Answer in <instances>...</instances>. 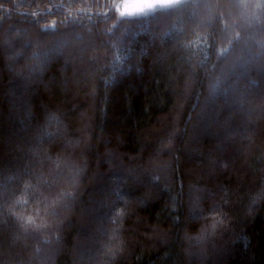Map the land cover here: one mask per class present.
Instances as JSON below:
<instances>
[{
    "label": "trees",
    "instance_id": "trees-1",
    "mask_svg": "<svg viewBox=\"0 0 264 264\" xmlns=\"http://www.w3.org/2000/svg\"><path fill=\"white\" fill-rule=\"evenodd\" d=\"M120 1L0 0V264H200L211 230L219 264H264V7Z\"/></svg>",
    "mask_w": 264,
    "mask_h": 264
},
{
    "label": "rangeland",
    "instance_id": "rangeland-1",
    "mask_svg": "<svg viewBox=\"0 0 264 264\" xmlns=\"http://www.w3.org/2000/svg\"><path fill=\"white\" fill-rule=\"evenodd\" d=\"M179 1H181V0H166L165 3H154L152 7L144 8L143 10H138V9H140L145 3L149 2V0H121L118 5H119V11L122 15L134 16V15H139V14H144V13L150 12V11L157 9V8L171 6V5H173ZM5 42H6V40H5ZM59 45H60V43L58 44V46ZM62 45H63L62 46L63 48H66L68 45L74 47L75 44H73V43L70 44V42L67 41V42H63ZM48 53H50V51ZM42 54L45 55V53H42ZM17 57L15 56L14 59H16ZM10 60H12V58H10ZM9 71H12V69L9 68ZM39 73L40 72L32 73L31 71H27L26 73H23V74L17 73L16 76L19 77L22 80V82H24L23 83L24 85H29L30 83H32V80H34V79L30 80L32 75L39 74ZM21 75H23V76H21ZM174 119H175V122H177L178 119L177 118H174ZM223 126H226V122H223V125L221 127L224 128ZM219 131L221 134H222V132H224L223 129H220ZM54 134H55V130L52 132L51 137H53ZM175 134L176 133H174V134L173 133H171V134L166 133L165 138L161 142H159L157 150L153 153L155 157L153 156L154 157V158L152 157L153 159L151 158L150 160H148L143 165V166H149L148 168L144 167L145 170L150 169V166H158V168L161 167V169L166 172L169 165H168L167 160H164L165 155L162 156V154H160V153L166 152V151L168 152L169 149L172 148L173 137L175 136ZM221 134H220L219 139H226L227 133H224V135L223 134L221 135ZM38 145H39V143H38ZM34 151H35V149L29 148L27 150V153L30 157H32V156H35ZM222 168H224V167H222ZM141 171L142 170H140L137 174H135L136 177H139V175L141 174ZM150 171L153 172L154 169H150ZM164 171H162L163 174H164ZM132 172H133L132 170H130V171L124 170V171H122V175L124 176V178H128V177H131ZM162 179H163V176H162ZM124 182H125V180H121V183H124ZM39 184L42 185V183L40 181H39ZM195 201H196V199H195ZM104 236L107 237V240H109L111 242L113 241V237H112V234L110 233V231L107 230V232ZM214 238H217V234H215V231L213 234V230H211L209 233H207L206 236L205 235L204 236L199 235L197 240H196L197 243H195V246H196L195 249H192L189 252L188 256L191 259L193 258V259L198 260L200 264H219L220 263L219 259H221L223 257V254L225 253L224 251L226 249L224 246L226 245V243L224 241L220 240L219 241L220 244H218V245H216L217 243L212 244L211 241ZM98 249H99V247H98ZM102 249L105 250V253H106L105 255L108 256L111 254V251H112L111 248L110 249L109 248L108 249L102 248ZM93 257H94V255H93ZM103 259L104 258H102L99 254H97L94 258H92V264H106L105 261H103ZM221 262L223 264V259Z\"/></svg>",
    "mask_w": 264,
    "mask_h": 264
},
{
    "label": "clouds",
    "instance_id": "clouds-1",
    "mask_svg": "<svg viewBox=\"0 0 264 264\" xmlns=\"http://www.w3.org/2000/svg\"><path fill=\"white\" fill-rule=\"evenodd\" d=\"M254 7L257 9L264 7V0H254ZM14 203L27 204L26 196L24 194L17 196ZM8 211L20 222L21 228L25 230L40 231L49 227L51 223L45 216L40 215L38 208H32L31 206L27 209L22 208L20 211H15L12 206H9Z\"/></svg>",
    "mask_w": 264,
    "mask_h": 264
},
{
    "label": "snow or ice",
    "instance_id": "snow-or-ice-1",
    "mask_svg": "<svg viewBox=\"0 0 264 264\" xmlns=\"http://www.w3.org/2000/svg\"><path fill=\"white\" fill-rule=\"evenodd\" d=\"M166 0H149V2L145 3L140 9L143 10L144 8H150L153 6L154 3H165Z\"/></svg>",
    "mask_w": 264,
    "mask_h": 264
}]
</instances>
